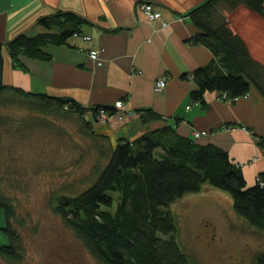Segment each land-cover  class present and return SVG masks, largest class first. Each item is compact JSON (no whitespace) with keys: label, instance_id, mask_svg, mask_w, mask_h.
<instances>
[{"label":"trees","instance_id":"1","mask_svg":"<svg viewBox=\"0 0 264 264\" xmlns=\"http://www.w3.org/2000/svg\"><path fill=\"white\" fill-rule=\"evenodd\" d=\"M241 6L264 19V0H209L189 14L197 30L193 42L205 45L216 58L192 75L194 103L204 106L206 93L217 92L227 101H238L253 88L264 97V65L253 58L223 11ZM39 25L46 32L0 44V108L19 107L41 126L54 124L55 118H78L93 163L87 175L64 185L49 204L90 257L98 264H193L178 242V221L169 208L189 194L210 189L227 193L238 218L264 233V175L248 187L241 167L221 148L196 144L171 127L113 145L110 137L97 134L86 119L90 112L94 123L100 111L111 116V107L88 110L70 99L5 85L4 49L18 70L25 68L22 59L50 62L52 56L45 49L67 45L88 22L72 12H60L41 19ZM142 112L144 122L162 120L153 110ZM260 140L264 149V139ZM4 178L0 174V211L6 217L2 234L8 243L0 248V256L13 264L22 263L25 243L20 229L25 222L18 216L15 198L6 193Z\"/></svg>","mask_w":264,"mask_h":264},{"label":"crops","instance_id":"2","mask_svg":"<svg viewBox=\"0 0 264 264\" xmlns=\"http://www.w3.org/2000/svg\"><path fill=\"white\" fill-rule=\"evenodd\" d=\"M209 0H0V44L7 45L21 35L46 32L41 19L60 12L74 13L88 25L81 35L87 43L72 37L62 47H47L50 62L22 59L24 69L15 68L5 49L3 81L27 93L70 99L88 110L111 107L107 124L86 119L94 131L132 142L164 127L203 146L214 145L228 153L241 167L247 185L254 187L264 175V97L253 88L246 98L227 101L221 94L206 93L205 105L190 98L196 85L193 73L210 66L216 58L204 45L193 42L197 30L189 18L191 11ZM151 2L161 20L150 21L140 11ZM230 27L246 42L253 58L264 65V19L244 6L225 8ZM166 24V26H165ZM37 33V34H35ZM99 50L102 65L90 59ZM165 76L162 92L155 84ZM124 103L117 110L116 104ZM161 115V121L144 122L142 110ZM101 126V127H100Z\"/></svg>","mask_w":264,"mask_h":264},{"label":"rangeland","instance_id":"3","mask_svg":"<svg viewBox=\"0 0 264 264\" xmlns=\"http://www.w3.org/2000/svg\"><path fill=\"white\" fill-rule=\"evenodd\" d=\"M9 107L0 108V174L25 222L20 229L24 261L16 264H98L49 204L64 185L87 175L93 163L78 118H55L54 124L41 126L30 112ZM102 119L96 125L107 124ZM169 210L178 221V242L193 264H264V233L238 218L227 193L189 194ZM5 219L0 211V248L8 243L2 234ZM0 264L13 263L0 256Z\"/></svg>","mask_w":264,"mask_h":264},{"label":"built area","instance_id":"4","mask_svg":"<svg viewBox=\"0 0 264 264\" xmlns=\"http://www.w3.org/2000/svg\"><path fill=\"white\" fill-rule=\"evenodd\" d=\"M139 8H140V11L142 12V14H144L146 16V18L149 19L150 21L157 22V21L161 20V13H158L154 9V6L151 2L142 3L139 6ZM74 37H79L87 43L92 41V38H90L87 35H81V33H75ZM89 57L94 62L96 61L98 63V65H102V63L99 59V50L95 49V50L91 51L89 54ZM167 80H168V78H166L165 76H162L161 78H159V80L155 84V90L162 92V90L165 89V87L167 85ZM124 106L125 105L123 102H119L118 104H116V109L119 110V109L123 108ZM99 114L102 115V117L104 118L101 121L106 123L109 119V114H106L103 111H100ZM206 135L207 134L205 132H197L194 135V140H196L197 138H199L201 136H206Z\"/></svg>","mask_w":264,"mask_h":264},{"label":"bare ground","instance_id":"5","mask_svg":"<svg viewBox=\"0 0 264 264\" xmlns=\"http://www.w3.org/2000/svg\"><path fill=\"white\" fill-rule=\"evenodd\" d=\"M107 122H108V121H107ZM107 122H106V123H107Z\"/></svg>","mask_w":264,"mask_h":264}]
</instances>
